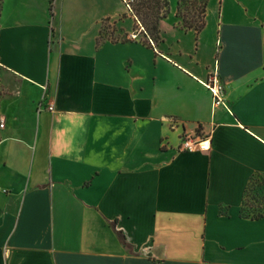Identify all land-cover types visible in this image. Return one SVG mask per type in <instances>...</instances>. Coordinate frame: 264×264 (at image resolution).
<instances>
[{"label":"crops","instance_id":"crops-1","mask_svg":"<svg viewBox=\"0 0 264 264\" xmlns=\"http://www.w3.org/2000/svg\"><path fill=\"white\" fill-rule=\"evenodd\" d=\"M127 1L2 2L0 264H264V218L241 215L264 175V0H210L198 34L169 0L151 45ZM217 62L231 110L203 84Z\"/></svg>","mask_w":264,"mask_h":264},{"label":"trees","instance_id":"trees-1","mask_svg":"<svg viewBox=\"0 0 264 264\" xmlns=\"http://www.w3.org/2000/svg\"><path fill=\"white\" fill-rule=\"evenodd\" d=\"M3 2V0H0ZM210 0H178L177 16L181 19L182 27L185 29H194L196 33H200L207 23V9ZM53 10V0H51V11ZM132 13L140 20L144 29L141 31V41L144 44L151 45L153 40L155 43L162 41L160 22L166 18L171 10L169 0H134L132 3ZM104 38V34L99 37V42ZM259 180L264 182V175H255L245 193L241 215L246 218L260 219L264 218V197L257 201L256 207L248 203L250 191L255 182ZM246 207L253 208L247 211ZM117 231L122 243L131 247L123 232Z\"/></svg>","mask_w":264,"mask_h":264},{"label":"built area","instance_id":"built-area-1","mask_svg":"<svg viewBox=\"0 0 264 264\" xmlns=\"http://www.w3.org/2000/svg\"><path fill=\"white\" fill-rule=\"evenodd\" d=\"M134 0H128L127 8L129 11L132 10V3ZM144 27L141 25V30ZM138 36V32L134 35ZM204 86L211 92L213 98V104L215 107L224 106L228 110H231L229 105L227 96H226V88L225 84L222 81L220 73L218 71V62L215 65V70L210 74V76L203 82ZM54 106L52 104L48 105V110L52 111ZM5 126V122L3 119L0 120V128ZM211 148V142L209 137H194L190 135H184L181 139L180 149L184 151H192V150H204L209 151Z\"/></svg>","mask_w":264,"mask_h":264},{"label":"rangeland","instance_id":"rangeland-1","mask_svg":"<svg viewBox=\"0 0 264 264\" xmlns=\"http://www.w3.org/2000/svg\"><path fill=\"white\" fill-rule=\"evenodd\" d=\"M1 9H2V2L0 1V15H1ZM127 11L129 14H132V12L129 11L128 9H127ZM108 32H110V31L108 30V28L106 26L104 36H108ZM251 189L252 190L250 191L248 203L253 204V205H255L254 207H256L258 204L257 201L261 202L260 199L262 197H264V182H262L261 180H259V183L255 182ZM246 209H247V211L253 210V208H250V207H246Z\"/></svg>","mask_w":264,"mask_h":264}]
</instances>
